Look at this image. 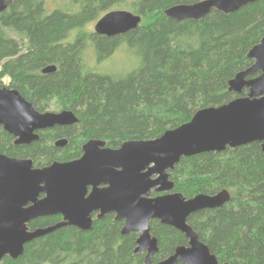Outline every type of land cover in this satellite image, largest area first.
Wrapping results in <instances>:
<instances>
[{
  "label": "trees",
  "instance_id": "16d2710c",
  "mask_svg": "<svg viewBox=\"0 0 264 264\" xmlns=\"http://www.w3.org/2000/svg\"><path fill=\"white\" fill-rule=\"evenodd\" d=\"M65 1L48 13L46 0H13L0 14V89L19 91L39 112L56 102L59 111H72L78 122L40 133L36 142L20 147L0 128L1 154L31 159L37 167L68 162L79 156V141L104 140L117 149L125 141L154 140L189 122L200 109L246 96V89L239 96L229 92L228 82L253 64L247 54L264 37V0L228 15L213 11L198 22L174 21L163 12L202 0ZM116 6L139 15L140 26L110 38L84 31L86 24ZM121 47L138 60L126 75H105L87 67V48L101 64ZM49 65L56 71L41 74ZM4 79L9 81L6 86ZM62 139L66 146H53ZM169 175L174 192L186 199L229 192L230 201L221 208L187 218L219 263L264 264L260 144L182 158ZM58 221L33 220L28 229ZM149 225L158 245L152 264L187 245L174 228L158 221ZM121 228L122 222L112 218L93 220L89 231L61 228L26 244L18 259L5 257L0 264H144L145 253H134L137 234L121 235Z\"/></svg>",
  "mask_w": 264,
  "mask_h": 264
},
{
  "label": "water",
  "instance_id": "95a60500",
  "mask_svg": "<svg viewBox=\"0 0 264 264\" xmlns=\"http://www.w3.org/2000/svg\"><path fill=\"white\" fill-rule=\"evenodd\" d=\"M12 1L0 0V14ZM257 1L202 0L174 5L163 15L174 21L198 22L213 11L228 15ZM140 23L139 15L112 10L96 21L93 33L108 38L121 36ZM247 57L252 66L228 82L229 92L239 96L246 89V96L200 109L189 122L154 140L125 141L118 149L103 148V141L89 140L80 159L55 161L42 168L33 167L31 159L0 153V261L5 257L18 259L26 244L55 230H91L90 215L99 211L98 219L114 213L115 221L123 222L121 235L137 234L134 253H145L144 264H152L151 258L158 252L157 239L150 233L151 221L172 227L187 239V245L176 247L172 255L155 264H230L219 263L187 224L189 216L227 204L229 192L186 199L174 192L169 172L182 158L221 153L251 143L260 144L264 152V37ZM55 71L56 67L49 65L41 74ZM77 122L70 110L39 112L19 91L0 89V127L15 139L14 145H29L38 140L40 131ZM66 144V140H58L54 146ZM87 186L93 189L84 197ZM152 192L158 195L152 197ZM40 194L44 197L39 200ZM27 202L32 205L23 209ZM56 214L64 215L57 224L29 231L30 221Z\"/></svg>",
  "mask_w": 264,
  "mask_h": 264
},
{
  "label": "rangeland",
  "instance_id": "374dc122",
  "mask_svg": "<svg viewBox=\"0 0 264 264\" xmlns=\"http://www.w3.org/2000/svg\"><path fill=\"white\" fill-rule=\"evenodd\" d=\"M65 4H66L65 0H46L45 6L49 13L58 7L64 6ZM73 9L76 10V7ZM112 10H122V8L116 6L113 7ZM95 23L96 21H91L88 24H86L84 27V31L86 33H93V27ZM125 49L126 48L121 47L109 58V60L101 64H97L93 50L87 48L84 53L85 63L87 67L96 69V71L101 74L118 76V77L124 76L127 73H129L131 70L135 69V67L138 65L137 63L138 60L136 55L132 51ZM3 82L4 85L6 86L9 81L8 79H4ZM56 105H57L56 102H51L49 104V107L46 109V111L58 112L59 110Z\"/></svg>",
  "mask_w": 264,
  "mask_h": 264
},
{
  "label": "flooded vegetation",
  "instance_id": "af4514ba",
  "mask_svg": "<svg viewBox=\"0 0 264 264\" xmlns=\"http://www.w3.org/2000/svg\"><path fill=\"white\" fill-rule=\"evenodd\" d=\"M67 127H69V126H67ZM1 128V127H0ZM54 128H61V127H54ZM54 128H51V129H46V130H43V131H40V132H38V134H40V133H44V132H49L50 130H52V129H54ZM3 130V129H2ZM6 133V132H5ZM10 136V135H9ZM11 137V144L13 145V146H15V147H20V146H29V145H14V138L12 137V136H10ZM62 140H65V139H62ZM89 140H99V139H88V140H84V141H79L78 142V150H79V156L76 158V159H74V160H77V159H80L81 158V156H82V154H83V152H82V147H83V145L85 144V143H87ZM100 141H103L104 142V146H103V148H109V149H116V148H113V147H110L109 145H107V143H106V141H104V140H100ZM56 142V140H54L53 141V146H54V143ZM32 144V143H31ZM67 145V144H66ZM65 145V146H66ZM55 147V146H54ZM118 149V148H117ZM22 159H24V158H22ZM25 159H27V158H25ZM50 165V164H49ZM48 165V166H49ZM33 167H37V166H35L34 165V162H33ZM45 167V166H44ZM37 168H42V167H37ZM102 188H104V186H99L98 187V189H102ZM92 189H93V187L92 186H87L86 188H85V194H84V197H88L89 196V194L91 193V191H92ZM152 194V193H151ZM44 197V195L43 194H40L39 196H38V199L40 200V199H42ZM32 204L30 203V202H27L24 206H23V209H26V208H28V207H30ZM100 215V212L99 211H94V212H92L91 213V218H92V220H102V219H105V218H112V219H114V221H115V214L114 213H107V214H105V215H103L102 216V218H100V219H98V216ZM63 216L64 215H62V214H56V215H50V216H45V217H41V218H47V217H49V218H58L59 219V221L58 222H60L61 220H62V218H63ZM41 218H38V219H41ZM35 220H37V219H35ZM31 222V221H30ZM29 222V223H30ZM57 222V223H58ZM117 222V221H116ZM122 222V221H121ZM28 223V224H29ZM56 223V224H57ZM28 226V225H27ZM122 226H123V222H122ZM75 228V227H74ZM29 231H33V230H29Z\"/></svg>",
  "mask_w": 264,
  "mask_h": 264
}]
</instances>
